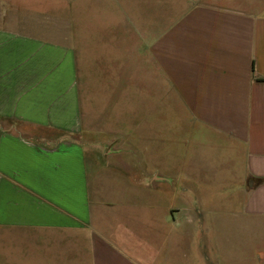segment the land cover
<instances>
[{
  "label": "crops",
  "instance_id": "crops-1",
  "mask_svg": "<svg viewBox=\"0 0 264 264\" xmlns=\"http://www.w3.org/2000/svg\"><path fill=\"white\" fill-rule=\"evenodd\" d=\"M132 1L65 39L0 13V264H264V6Z\"/></svg>",
  "mask_w": 264,
  "mask_h": 264
},
{
  "label": "rangeland",
  "instance_id": "rangeland-1",
  "mask_svg": "<svg viewBox=\"0 0 264 264\" xmlns=\"http://www.w3.org/2000/svg\"><path fill=\"white\" fill-rule=\"evenodd\" d=\"M111 1L0 0V13L5 14V19L1 23L16 29H33L35 33L47 35L51 39H65L67 34H72L74 30L88 31L89 34L95 36L97 32L109 30V14L112 15V13H109V2L111 3ZM113 1L120 3V5L115 6L110 4V7L113 6V11H117L115 9L117 6L121 11L124 0ZM253 1L252 5L264 6V0ZM124 7L125 11L130 13L131 19L134 15L136 18L143 10L140 4H136L132 0ZM174 12H179V9ZM90 51L93 53L94 62V68H92L94 69L93 80L90 84L92 89L91 95L100 100L99 103L93 104V108L102 114L103 117L100 120H106L104 115L106 112H109V99L105 98V86H102L98 82V63H100L98 53L104 50L98 48L96 44ZM106 53V56L104 55L105 62L109 63V50ZM97 120L99 119L97 118ZM147 158L151 163L154 161V148L150 152H147Z\"/></svg>",
  "mask_w": 264,
  "mask_h": 264
}]
</instances>
